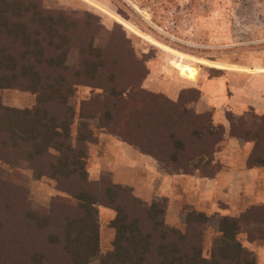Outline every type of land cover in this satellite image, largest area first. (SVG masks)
Instances as JSON below:
<instances>
[{
	"label": "rangeland",
	"instance_id": "obj_1",
	"mask_svg": "<svg viewBox=\"0 0 264 264\" xmlns=\"http://www.w3.org/2000/svg\"><path fill=\"white\" fill-rule=\"evenodd\" d=\"M39 1L44 8L63 10L76 18L78 31L75 33L92 36L94 44L103 47L99 51L105 59L102 72L113 71L121 84L137 78V87L151 94L144 101L129 100L124 110L129 111L133 105L135 116L142 113L144 119L152 122L150 127L143 128L149 135V138L143 137V142L152 155L133 146L142 154L162 162L159 166L171 175L172 180L164 183L157 177L149 178L147 184H140L147 190L144 195H135L133 187L129 186L132 194L145 203L162 202L167 226L182 228L186 209L207 215L210 220L203 234L204 255L219 237L215 225L217 219L220 216L236 218L239 226L236 240L252 253L255 264H264V163L257 162L264 154V113L257 114L248 107L239 111L224 107V122H215L213 112L197 103L199 90L194 81L199 74L206 77L220 75L222 71L217 67L242 72L264 70V0ZM85 13L99 24L98 28L86 30L82 24ZM115 20L121 22L119 34ZM112 34L117 41L118 36L123 35L118 42L121 49L111 46ZM70 66L74 68L73 64ZM171 68L190 79L193 85L181 88L180 101L177 97L169 99L149 87L155 75L167 79ZM151 69L153 76L149 78ZM70 75L69 71L67 77ZM71 87L72 97L68 99L73 111L71 135L74 137L75 133L85 130L91 133L90 140L82 143L88 178L95 180L105 175L111 180L109 173L99 169L93 159L97 136L100 131L105 132L99 127L97 117L90 116L92 95L99 89L83 84H72ZM176 99V107L188 111L181 114L176 110L169 111L171 102ZM34 103L35 95L31 91L0 87L1 106L23 109L31 108ZM230 124H233L234 132L241 135H230ZM193 130L194 135L191 134ZM171 132L181 140L179 146H172ZM178 158L191 169L198 167L200 173L207 176H201L196 170L184 172L177 166ZM175 173L190 177L177 178ZM0 181L10 192L15 186H23L18 193L25 205L38 213H47L50 208L56 211L60 200L73 203L69 196L55 189L53 179L33 177L29 166L22 162L9 165L0 161ZM164 187L169 190L164 191ZM95 209L99 252H104L113 237V230L107 224L114 213L100 205H95Z\"/></svg>",
	"mask_w": 264,
	"mask_h": 264
},
{
	"label": "trees",
	"instance_id": "obj_2",
	"mask_svg": "<svg viewBox=\"0 0 264 264\" xmlns=\"http://www.w3.org/2000/svg\"><path fill=\"white\" fill-rule=\"evenodd\" d=\"M85 16L86 30L99 27L88 13ZM77 21L63 10L42 7L39 0H0V87L26 89L35 95L31 108L0 105V161L27 164L33 177L53 179L55 189L73 201L60 200L56 211L50 208L38 213L18 193L23 186L10 192L0 181V264H255L252 253L235 238L239 231L236 218L217 219L219 237L204 255L203 234L210 220L204 213L186 209L182 228L167 226L162 202L145 203L129 186L113 183L105 175L88 178L82 143L90 140L91 133L71 135V85L99 89L92 95L90 116L97 117L105 132L148 154L150 148L143 137L149 135L143 128L152 122L142 113L135 116L133 105L129 111L124 105L131 99L147 100L151 94L137 87V78L121 84L113 71L102 72L105 59L99 51L103 47L94 44L92 36L76 34ZM114 26L121 33V22L115 20ZM114 36L111 46L119 50L123 35L118 41ZM177 99L168 110L188 111L176 107ZM232 126L229 134L241 135ZM169 136H173V147L180 145L174 133ZM257 162L264 163V154ZM177 166L207 176L180 160ZM95 205L114 213L107 224L113 237L104 252L98 247Z\"/></svg>",
	"mask_w": 264,
	"mask_h": 264
},
{
	"label": "crops",
	"instance_id": "obj_3",
	"mask_svg": "<svg viewBox=\"0 0 264 264\" xmlns=\"http://www.w3.org/2000/svg\"><path fill=\"white\" fill-rule=\"evenodd\" d=\"M217 68L222 71L218 76L206 77L199 74L194 79L199 90L197 103L213 112L215 122L220 124L224 122V107L236 111L248 107L257 114L264 113V70L256 72L250 69V72H242L235 68ZM170 72L167 79L155 75L149 87L174 100L181 88L193 85L190 79L180 75L175 68H171ZM152 76L151 69L148 77ZM93 149L95 150L93 159H96L99 169L109 173L114 183L133 187V192L137 196L146 193L147 190L143 186L141 188L140 184H147L149 178L157 177L164 183L172 180L171 175L159 166L162 162L142 154L135 146L120 141L114 135L100 131ZM174 177L190 176L175 173ZM168 190L164 187V191Z\"/></svg>",
	"mask_w": 264,
	"mask_h": 264
}]
</instances>
